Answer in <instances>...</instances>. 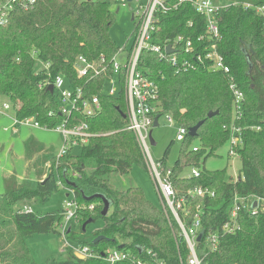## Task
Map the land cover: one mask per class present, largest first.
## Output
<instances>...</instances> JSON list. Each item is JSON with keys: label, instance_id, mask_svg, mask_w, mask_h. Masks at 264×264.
<instances>
[{"label": "trees", "instance_id": "16d2710c", "mask_svg": "<svg viewBox=\"0 0 264 264\" xmlns=\"http://www.w3.org/2000/svg\"><path fill=\"white\" fill-rule=\"evenodd\" d=\"M216 1L223 6L216 15V39L204 37V17L189 3H182L159 15L152 43L161 44L179 35L190 40L196 52L214 44L230 69L228 75L203 68L176 72L151 52L142 53L140 67L158 87L156 115L171 116L187 131L180 157L171 168L177 196H185L194 188L213 193L203 199L186 197L184 210L190 217L200 206L203 236L219 231L229 220L234 196L259 199L257 214L240 211L239 229L220 236L215 249L202 241L196 248L197 255L204 264H264V19L253 8H246L247 5L264 7V0ZM109 7L100 0H36L30 8L11 12L0 25V105L9 104L16 120L32 118L48 129L65 120L58 111L55 94L41 87L57 76L64 79L66 87L82 88L86 96H96L101 106L99 114L92 119L76 116L77 123H86L88 131L95 134L87 145L71 149L59 159L47 154L32 162L33 167L50 163L44 180H18L13 176L6 180L5 193L0 196V264H39L26 238L54 233L63 219V210L38 215L28 208H14L28 201L47 202L58 186L73 191L78 205L91 207L76 213L73 222H79L80 232H84L82 225L89 221L102 222L89 240L79 239L70 226L67 237L76 241L77 246H85L98 255L107 249H118L122 240L128 242L124 249L135 253L136 247L141 246L156 253L166 264H178V256L183 260L188 256L185 243L177 240V224L169 212L149 203L140 188L119 189L110 179L113 174L123 175L134 167L146 170L136 138L126 130L122 90L108 96L103 90L106 80L103 75L85 78L76 75L79 57L96 65L102 58L105 62L99 65V70L107 69L119 50L109 36L113 24ZM201 36L203 39L199 41ZM230 83L243 93L238 119L233 112ZM215 111L217 115L208 119L207 114ZM200 121L203 124L195 137L200 144L197 152H192L190 143L194 138L188 136V130ZM232 126L240 129L241 138L236 149L241 162L237 180L226 181L225 171L199 170L197 178L180 177L182 168H198L201 158L204 164L220 146L229 142ZM35 147L37 153L43 149L39 145ZM26 148L31 161L35 153L28 143ZM167 153L168 149L161 159L165 169ZM74 173L78 176H73ZM95 194L111 203L104 217L101 200L86 199ZM98 237L102 239L93 243ZM66 253L63 261L47 259L40 264H105L98 258L77 259L71 249Z\"/></svg>", "mask_w": 264, "mask_h": 264}, {"label": "built area", "instance_id": "2783aa9c", "mask_svg": "<svg viewBox=\"0 0 264 264\" xmlns=\"http://www.w3.org/2000/svg\"><path fill=\"white\" fill-rule=\"evenodd\" d=\"M121 7L129 6L135 3L131 13L133 20L136 22V33L133 37V43L129 52L119 49L108 63V68L99 65L105 62L100 59L99 65L88 63L82 57L77 59L75 67L78 78H85L89 75L101 76L106 79V84H111L117 78L122 90L127 118L126 130L131 131L138 143L140 151L144 157L147 171L152 179L155 190L159 197L161 208L166 209L175 220L178 226V237L180 242H184L188 251L185 260L179 256L178 264H204L202 259L197 255V246L202 242H206L210 249H215L218 239L222 235L235 233L239 229L237 223V215L240 211H248L251 215L257 214L259 199L249 197L234 196L233 205L230 210V218L224 223L219 231L209 232L203 236L201 231L202 223L200 216V206L196 207V212L192 217L190 213L184 210L187 198L198 197L203 199L206 195L213 196L202 188H194L187 192L185 196H177L171 181V168H163L161 160L153 161L149 153V133L153 129V121L157 113L158 103V87L156 83L149 79L142 72L140 67V58L142 53L151 52L157 56L160 61L169 63L176 72H188L198 68L207 69L211 72H221L225 75L230 73L229 67L224 63L222 57L216 51V46L210 44L202 47L200 51H195L190 40H185L183 36H176L166 39L161 44L152 43L153 35L158 30L159 15L166 14L176 9L182 3H189L192 9L203 16L205 19V29L207 40H214L218 37V28L216 23L217 12L223 7L216 0H115ZM36 0H2L0 1V25L4 24L10 15L16 9L30 8L35 4ZM176 2V3H175ZM253 8L255 12L264 19V7H252L247 5L246 8ZM203 36L198 40L201 41ZM170 47L171 53H167L166 48ZM122 54L123 61L118 62L117 57ZM52 86L53 94L56 96L61 115L65 117L62 123L54 126L52 129L40 126L32 118L24 120H13V127L17 126L32 127L47 131H56L62 136L63 146L57 159L66 155L71 149H75L88 144L89 140L95 134L88 131L86 123H77V115H82L86 119L96 117L101 111V106L96 96L88 97L84 94L82 88H68L62 77L57 76L51 82L46 81L41 87ZM229 89L233 96V112L235 118L238 119L241 114L243 93L238 89L237 85L230 83ZM119 91V92H120ZM108 96L117 95L114 90L106 93ZM1 109L6 112L11 109L7 103L2 104ZM168 126H176L175 141L183 142L187 131L178 126L171 116H164ZM159 120V118H158ZM230 148L228 155L238 158L236 149L241 145L240 129L232 126L229 138ZM151 146V145H150ZM197 147L192 148V152H197ZM200 172L197 168L192 167L188 178L199 177ZM73 176H78L76 173ZM71 200L65 203L63 210V219L57 227L62 234L66 236L69 223L76 219V213L80 206L75 201L73 191H69ZM256 205L253 206V203ZM264 207V206H263ZM190 217V218H189ZM189 219V220H188ZM187 221H189L187 223ZM202 234L201 239L197 242L198 236ZM204 238V239H203ZM73 250V256L77 259L84 260L87 258L101 259L105 264H166L156 253L150 250L140 248L137 253H133L127 249H107L101 255H96L87 247L77 246Z\"/></svg>", "mask_w": 264, "mask_h": 264}, {"label": "rangeland", "instance_id": "374dc122", "mask_svg": "<svg viewBox=\"0 0 264 264\" xmlns=\"http://www.w3.org/2000/svg\"><path fill=\"white\" fill-rule=\"evenodd\" d=\"M100 1H105L109 4L110 12L113 16V24L109 29L110 38L119 49L124 48V51L129 52L133 43L134 34L136 33V22L131 20V10L132 8H135V3L130 4L129 6L127 5L126 7H121L115 0ZM123 59L122 54L117 57L118 62H122ZM120 89L116 78L113 83L106 84L103 90L105 93L114 90L115 93L118 94ZM3 103L5 102H2L0 105V196L5 193L6 180L12 176L18 180H44L50 163L45 166H42L41 164L33 167L32 162L47 154L58 156L63 146L62 136L56 131H47L25 126H17L16 130H14V110L10 109L4 112L1 109ZM175 136L176 126H168L165 117H159L158 127L152 129V138L155 142V146L149 145V153L153 161L161 160L165 150L168 149L167 158L165 159L166 165L170 168L175 165L180 157L181 149L183 148L182 142L175 141ZM27 143L32 147V150L35 153L31 161H29L28 157V150L26 148ZM199 144L200 141L198 138H194L190 143V147H197ZM35 145L41 146L43 148L42 151L37 153ZM229 148V142L224 143L205 160L204 164H202L201 158L199 161L200 166L194 168L210 172L225 171L226 181L237 180L241 171V162L240 159L228 155ZM142 158L145 164L143 155ZM191 168L192 166L182 168L180 177L188 178ZM41 174H43V176H40ZM110 179L119 189L124 190L129 187L140 188L145 199L149 203L156 208L162 209L159 197L147 168L144 170L140 167H134L128 173L123 175L115 173ZM69 200H71V194L69 193L68 188L58 186L57 191L50 196L47 202H23L15 206L14 209L28 208V210H31L38 215H45L54 211L64 210L65 203ZM79 206V211L91 209V207L88 208L85 205ZM164 212L166 213L169 211L166 209ZM166 218L168 219V216H166ZM69 226H71L72 231L77 234L79 239L89 240L91 234L95 230L101 228L102 222L97 220L95 222L87 223L84 232L79 231V222L75 224L74 222H71L69 223ZM54 230V233L32 234L26 238V243L32 256L39 264L47 259L63 261L67 258L66 250L70 248L75 249V247H77L76 241H71L67 237L68 233L65 236L58 227H55ZM178 232L179 231L177 230L176 237L179 242ZM118 243V249L122 250L124 249L123 245L128 242L119 240ZM121 246L122 248H120ZM140 248L143 247H136L137 252ZM71 252L74 253L73 250H71ZM103 252H101L100 255Z\"/></svg>", "mask_w": 264, "mask_h": 264}, {"label": "water", "instance_id": "95a60500", "mask_svg": "<svg viewBox=\"0 0 264 264\" xmlns=\"http://www.w3.org/2000/svg\"><path fill=\"white\" fill-rule=\"evenodd\" d=\"M127 1L130 2L131 0H127ZM129 10H130V8H129ZM131 20L133 21V17H131ZM166 51H167L168 54L172 52L169 46L166 48ZM47 91L50 92V93L53 92V88H52L51 85L47 87ZM217 113H218L217 111H215V112H209L207 114V118L210 119L213 116L217 115ZM158 118H159V115H156L155 118H154V121H153V128L158 127ZM202 124H203V121H200L194 127L190 128L188 130V136L191 137V138H195L196 135H197V130L200 128V126ZM149 143H150L151 146H155V142H154V140L152 138V131H150V133H149ZM86 199L89 200V201L90 200H93V199H99V200H101V202L103 204V209H102V212H101V216L104 217V216L107 215V213H108V211L110 209L111 203L104 196L99 195V194H95V195H92L90 197H86ZM255 205H256V202L253 203V206H255ZM87 223H90V221L87 222ZM87 223H85V224L82 225V230L83 231L85 230V226H86ZM69 232H70V229H68L67 233H69ZM201 236H202V234H200L198 236L197 242L200 241ZM101 239H102V237H98V238H96L93 241V243H97ZM120 248H122V246Z\"/></svg>", "mask_w": 264, "mask_h": 264}]
</instances>
